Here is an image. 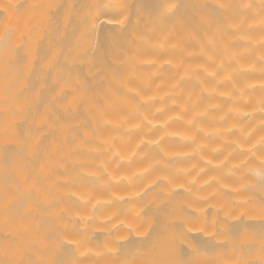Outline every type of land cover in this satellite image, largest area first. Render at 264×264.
<instances>
[{"label":"bare ground","instance_id":"obj_1","mask_svg":"<svg viewBox=\"0 0 264 264\" xmlns=\"http://www.w3.org/2000/svg\"><path fill=\"white\" fill-rule=\"evenodd\" d=\"M0 264H264V0H0Z\"/></svg>","mask_w":264,"mask_h":264},{"label":"snow or ice","instance_id":"obj_2","mask_svg":"<svg viewBox=\"0 0 264 264\" xmlns=\"http://www.w3.org/2000/svg\"><path fill=\"white\" fill-rule=\"evenodd\" d=\"M162 7H164V6H162Z\"/></svg>","mask_w":264,"mask_h":264}]
</instances>
